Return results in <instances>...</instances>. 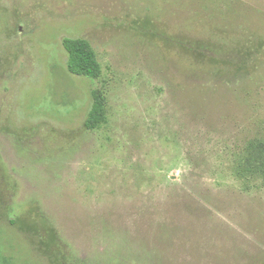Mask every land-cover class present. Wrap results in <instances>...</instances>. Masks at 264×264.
<instances>
[{
    "label": "rangeland",
    "instance_id": "374dc122",
    "mask_svg": "<svg viewBox=\"0 0 264 264\" xmlns=\"http://www.w3.org/2000/svg\"><path fill=\"white\" fill-rule=\"evenodd\" d=\"M0 252L264 264V0H0Z\"/></svg>",
    "mask_w": 264,
    "mask_h": 264
},
{
    "label": "trees",
    "instance_id": "16d2710c",
    "mask_svg": "<svg viewBox=\"0 0 264 264\" xmlns=\"http://www.w3.org/2000/svg\"><path fill=\"white\" fill-rule=\"evenodd\" d=\"M63 47L68 55V71L72 75L84 76L90 79H98L102 74L101 65L97 59L96 53L91 46L82 39L66 38L63 42ZM102 121V101L96 99L93 109L90 113L87 127L90 130H95ZM245 172H250L245 170ZM241 178H246L242 171L239 175ZM0 264H13L11 259L6 258L0 252Z\"/></svg>",
    "mask_w": 264,
    "mask_h": 264
}]
</instances>
